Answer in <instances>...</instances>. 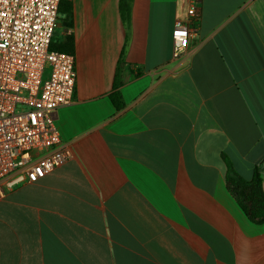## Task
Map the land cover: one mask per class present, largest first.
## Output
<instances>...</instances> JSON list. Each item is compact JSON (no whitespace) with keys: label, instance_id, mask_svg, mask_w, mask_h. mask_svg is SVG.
<instances>
[{"label":"crops","instance_id":"crops-1","mask_svg":"<svg viewBox=\"0 0 264 264\" xmlns=\"http://www.w3.org/2000/svg\"><path fill=\"white\" fill-rule=\"evenodd\" d=\"M187 6L132 0L124 26L119 0H60L76 81L55 121L71 157L7 190L0 264H264V224L225 182L264 159V0H201L174 57Z\"/></svg>","mask_w":264,"mask_h":264},{"label":"built area","instance_id":"built-area-1","mask_svg":"<svg viewBox=\"0 0 264 264\" xmlns=\"http://www.w3.org/2000/svg\"><path fill=\"white\" fill-rule=\"evenodd\" d=\"M200 1L188 0L186 19L173 22L174 57L195 34ZM59 2L0 0V201L71 157L55 121L57 109L72 101L76 81L74 55L50 49Z\"/></svg>","mask_w":264,"mask_h":264},{"label":"trees","instance_id":"trees-1","mask_svg":"<svg viewBox=\"0 0 264 264\" xmlns=\"http://www.w3.org/2000/svg\"><path fill=\"white\" fill-rule=\"evenodd\" d=\"M132 0H119L120 19L124 26L129 24L130 5ZM60 13L64 9H59ZM65 13L69 16L70 10L65 9ZM73 42L70 36L66 37L63 42H51L50 49L59 52L73 53ZM121 81L115 76L113 83V91L109 95V99L116 110L123 107L122 96L119 91ZM264 159L254 165L252 177L250 180H244L236 175L228 165L225 176L226 187L234 197L239 207L243 211L248 220L254 224H264V193L262 190V181L264 178Z\"/></svg>","mask_w":264,"mask_h":264},{"label":"rangeland","instance_id":"rangeland-1","mask_svg":"<svg viewBox=\"0 0 264 264\" xmlns=\"http://www.w3.org/2000/svg\"><path fill=\"white\" fill-rule=\"evenodd\" d=\"M59 18V17H58ZM58 30H57V28H55V30H54V32H53V35H52V42H57L56 40H55V38H56V32H57ZM47 72H48V69H46L45 71H44V76H46V74H47Z\"/></svg>","mask_w":264,"mask_h":264},{"label":"water","instance_id":"water-1","mask_svg":"<svg viewBox=\"0 0 264 264\" xmlns=\"http://www.w3.org/2000/svg\"><path fill=\"white\" fill-rule=\"evenodd\" d=\"M263 166H264V162H263Z\"/></svg>","mask_w":264,"mask_h":264}]
</instances>
